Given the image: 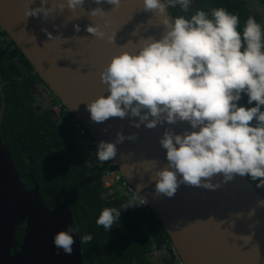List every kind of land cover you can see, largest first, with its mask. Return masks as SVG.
<instances>
[{
    "label": "water",
    "instance_id": "water-1",
    "mask_svg": "<svg viewBox=\"0 0 264 264\" xmlns=\"http://www.w3.org/2000/svg\"><path fill=\"white\" fill-rule=\"evenodd\" d=\"M60 3L65 4L63 11ZM54 4L56 11L44 19L42 14L25 16L26 0H0V28L94 139L114 142L117 133L136 134L135 141L126 139L117 145L113 160L135 189L144 186L139 194L147 198L183 263L264 264V207L257 205L264 198L248 177L236 176L215 190L181 184L171 198L154 196L151 177L167 164L160 139L165 130H191L189 124L165 123L149 129L131 125L132 119L139 118H111L104 123L90 119L87 103L107 95L100 81L104 67L123 51L135 52L142 39H160L165 33L163 17L158 12H144L143 0H122L119 9L106 0L100 5L85 0L75 11L67 7V0H48L46 6ZM30 6H41V0ZM96 7H103L106 15L91 16ZM90 24L99 25L108 36L115 34L114 43L107 36L99 39L88 33ZM212 182L221 183L222 177ZM252 209L254 215H250ZM23 224V242L13 251L14 234ZM69 225L75 227L72 210H50L38 184L32 189L24 185L0 137V264H83L78 233H72L71 255L63 250L58 253L54 246V235ZM249 236L251 241L245 243Z\"/></svg>",
    "mask_w": 264,
    "mask_h": 264
},
{
    "label": "clouds",
    "instance_id": "clouds-1",
    "mask_svg": "<svg viewBox=\"0 0 264 264\" xmlns=\"http://www.w3.org/2000/svg\"><path fill=\"white\" fill-rule=\"evenodd\" d=\"M32 2L26 0V17L42 14L47 19L56 11L55 4L46 6L48 0H41L36 8L30 6ZM94 2L100 5L105 0ZM106 2L119 9L122 0ZM84 3L67 0V7L75 11ZM192 5L193 0H143L144 12L163 17L165 33L160 39H142L135 52L112 57L100 73L107 95L87 103L90 119L104 123L111 118H139L132 119L131 125L149 129L165 123L190 125L191 130L182 133L164 131L160 144L166 150L167 164L151 177L154 196L171 198L181 184L215 190L236 176L258 181L256 188L264 189V25L249 15L241 29L239 15L224 7L193 11ZM177 7L182 14L170 16L168 9ZM64 8L60 3L59 9ZM90 14L103 17L106 11L96 7ZM87 32L99 39L107 36L114 43L115 34L108 36L99 25L90 24ZM242 95H247L249 106L239 104ZM116 136L114 142H97L99 161L113 160L118 144L137 139L136 134ZM218 177L222 182L213 183ZM143 187L138 185L137 192ZM147 203L146 197L133 195L120 208L105 207L96 224L111 230L121 210ZM257 205L264 207V199ZM74 232L78 228L69 225L54 235L58 253H73ZM92 239L91 235L80 236L81 244ZM251 239L247 237L245 243Z\"/></svg>",
    "mask_w": 264,
    "mask_h": 264
},
{
    "label": "trees",
    "instance_id": "trees-1",
    "mask_svg": "<svg viewBox=\"0 0 264 264\" xmlns=\"http://www.w3.org/2000/svg\"><path fill=\"white\" fill-rule=\"evenodd\" d=\"M194 2L195 10L224 7L238 14L241 29L249 15L264 25V0ZM168 11L172 17L182 14L178 7ZM1 35L7 34L2 31ZM4 43L0 47V137L24 185L32 189L38 184L50 210L70 208L79 238L93 237L81 244L83 264H161L162 259L151 255L163 250L174 262L170 236L153 210H121L111 230L96 224L105 207L120 208L129 199L106 195L103 176L107 168L97 158V140L90 148L75 146L77 132L69 123L70 114L59 122L48 111L38 114L32 90L41 78L12 39L5 47ZM247 99L242 95L239 104L249 106ZM248 179L264 198V189L255 186L258 181ZM25 226L20 225L14 234L13 251L20 249Z\"/></svg>",
    "mask_w": 264,
    "mask_h": 264
},
{
    "label": "flooded vegetation",
    "instance_id": "flooded-vegetation-1",
    "mask_svg": "<svg viewBox=\"0 0 264 264\" xmlns=\"http://www.w3.org/2000/svg\"><path fill=\"white\" fill-rule=\"evenodd\" d=\"M194 3L195 2L193 0V5H192L193 11H195ZM190 14L191 12H189V15ZM2 31L3 30L0 28V32ZM0 38H1L0 47H1V43L5 42L4 43L5 45L3 47L7 46L10 43V37L8 36V34L1 35ZM32 91H33L36 106H37L36 110L40 116H42V114L48 111L49 114L53 118H55L57 122H59L63 118V115L70 114L69 123L73 125V127L76 129V132H77V137H76L77 142L75 146L83 145L87 148H90L89 147L90 145H94L95 139L90 134V132L87 130L88 135L92 138V141L91 140L89 142L85 141L86 138L83 137L81 134L80 127H79L80 122H78V119L70 112V110L64 105V103L57 97V95L51 90V88L44 82L42 78L40 81H38L35 84ZM0 119H1V116H0ZM31 147H33V145H31ZM155 252L157 254V257H159L158 259L159 260L162 259L160 260L161 262L165 261V259H168L166 260L169 262L168 264H175L174 262L171 261L170 259L171 257L170 255L167 254L166 250L161 251V252L159 251H155ZM155 252H153L152 254H154Z\"/></svg>",
    "mask_w": 264,
    "mask_h": 264
},
{
    "label": "built area",
    "instance_id": "built-area-1",
    "mask_svg": "<svg viewBox=\"0 0 264 264\" xmlns=\"http://www.w3.org/2000/svg\"><path fill=\"white\" fill-rule=\"evenodd\" d=\"M78 122L80 121L78 120ZM79 127H80L82 136L86 138L85 141H88V142L90 140L92 141V138L88 135L87 129L81 122L79 124ZM94 144H95V141H94ZM103 163L106 165V168H107L103 176L104 187H105L107 196H119V197L126 196L128 199H130L133 195L139 194L137 190L133 187V185H131L129 180L125 178V176L120 172L114 160H109ZM132 209L133 210H144L145 209L146 211L152 210V208L148 205V203L143 206L132 207ZM167 246L164 248H167ZM170 251L174 257L175 264H184L177 252V249L173 246V244L171 246Z\"/></svg>",
    "mask_w": 264,
    "mask_h": 264
},
{
    "label": "rangeland",
    "instance_id": "rangeland-1",
    "mask_svg": "<svg viewBox=\"0 0 264 264\" xmlns=\"http://www.w3.org/2000/svg\"><path fill=\"white\" fill-rule=\"evenodd\" d=\"M0 40H1V38H0ZM151 257L154 258V259H158L159 258V257H157L156 252L154 254H152ZM166 260H168V259H165V261H162L161 264H168L169 262L166 261Z\"/></svg>",
    "mask_w": 264,
    "mask_h": 264
},
{
    "label": "bare ground",
    "instance_id": "bare-ground-1",
    "mask_svg": "<svg viewBox=\"0 0 264 264\" xmlns=\"http://www.w3.org/2000/svg\"><path fill=\"white\" fill-rule=\"evenodd\" d=\"M98 142V141H97Z\"/></svg>",
    "mask_w": 264,
    "mask_h": 264
}]
</instances>
